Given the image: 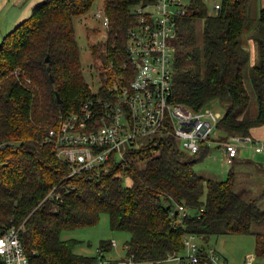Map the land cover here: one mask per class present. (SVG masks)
<instances>
[{
  "label": "trees",
  "instance_id": "16d2710c",
  "mask_svg": "<svg viewBox=\"0 0 264 264\" xmlns=\"http://www.w3.org/2000/svg\"><path fill=\"white\" fill-rule=\"evenodd\" d=\"M141 1L105 0L110 20L106 38L91 45V67L100 69L102 95L113 92L118 75L128 80L134 76L125 47L129 30L137 23L131 7ZM94 3L45 0L0 43V232L13 225L21 228L30 264L102 262L114 244L111 240H101L100 256H92L75 252L78 239L61 237L66 229L97 224L102 213L109 215L113 230L130 233L127 259L116 264H127L130 258L140 264L158 263L169 254L184 252L189 235L197 240L254 234L255 256L264 257V232L252 230L255 222L264 220L259 206L264 193L256 198L237 193L233 169L224 180L197 173L194 166L209 146L200 157L190 156L167 135L128 149L125 159L112 162L108 171L67 178L70 168L57 157L48 134L62 115L79 112L96 94L84 76L74 23ZM250 3L222 0L221 8L213 12L203 0H192L177 25L172 101L194 111L215 100L227 102L217 124L218 142L231 135L264 140L252 133L264 126V0L252 37L259 52V63L250 69L257 102L254 114L245 83L250 54L242 40L249 27ZM198 19L204 24L202 45L196 37ZM123 176L131 178L130 185L124 184ZM54 187L61 198H46ZM180 204L186 216L178 213Z\"/></svg>",
  "mask_w": 264,
  "mask_h": 264
},
{
  "label": "built area",
  "instance_id": "2783aa9c",
  "mask_svg": "<svg viewBox=\"0 0 264 264\" xmlns=\"http://www.w3.org/2000/svg\"><path fill=\"white\" fill-rule=\"evenodd\" d=\"M203 1L213 12L222 5V0ZM187 7L181 0H143L132 5L137 23L129 30L125 51L134 76L128 80L126 75H118L110 95L96 93L79 112L62 115L49 130L48 140L57 157L70 168L67 178L108 171L112 162L123 161L126 151L140 144L141 137L154 141L172 135L192 155L215 140L217 124L224 113L212 107L194 111L172 101L176 45L171 41L177 37L178 21L187 14ZM102 14L107 30L110 20L105 7L95 15ZM153 135L159 136L152 138ZM219 143L226 164H234L240 148L247 145L255 154H264V140L254 141L250 136L231 135ZM46 198L59 199L61 194L54 187ZM177 211L187 215L184 205H178ZM20 229L13 225L0 232V264H30ZM184 243V252L169 254L154 264H226L216 249L199 244L195 235L187 236ZM253 261L250 256L245 264ZM125 263L140 264L133 258Z\"/></svg>",
  "mask_w": 264,
  "mask_h": 264
},
{
  "label": "rangeland",
  "instance_id": "374dc122",
  "mask_svg": "<svg viewBox=\"0 0 264 264\" xmlns=\"http://www.w3.org/2000/svg\"><path fill=\"white\" fill-rule=\"evenodd\" d=\"M45 0H0V43L3 37L11 31L20 22L28 18L34 7L43 3ZM183 6L191 4L192 0H181ZM105 0H95L93 7L85 15L76 17L74 20L76 38L80 48L81 61L84 70V76L94 93H98L102 87L100 77V69L94 66L91 54V45L104 41L107 30L104 28L103 14L96 16L95 14L103 9ZM249 8V27L243 35V46H245L250 54V61L245 69V83L251 94L252 101L250 112H257L256 94L253 89L250 78V69L253 65L259 63L258 46L252 37H255L254 27L256 26L258 13L260 9V0H251ZM196 37L200 45L203 44V20L198 19L195 22ZM176 45V39L171 41ZM177 52V47H176ZM175 52V54H176ZM176 58V56H175ZM228 106L227 102L215 100L210 104V108H214L224 112ZM254 136L264 139V126L254 129ZM159 135H153L152 138ZM217 136V137H216ZM207 143L209 152L203 156L194 166L197 173L216 180H224L227 178L231 169L237 174L235 191L242 194L246 198H256L264 193V165H257V161H264V155L253 156V150L247 145L240 148L239 159L234 166L224 162V153L220 143L217 141L218 135ZM149 137H141L139 143L145 142ZM179 146L183 149L182 142ZM184 150V149H183ZM203 151V150H202ZM201 151V152H202ZM201 152L196 155L200 157ZM192 155V154H188ZM254 161V162H251ZM251 166L257 169L252 172ZM124 184L130 185L131 178L123 176ZM259 206L264 209V194L260 198ZM254 232H264V220L255 222L252 226ZM63 239H78L79 242L75 247V252L80 254L100 256L98 245L101 240H111L114 244L111 250L104 253V260L98 264H116L120 260L127 259L126 242L130 239V233L124 230H113L110 227V219L107 213H102L100 221L87 227H79L75 229H66L62 231ZM255 235L254 234H221L210 235L207 238H197V242L216 249L222 257L228 262L226 264H245L248 256L255 258L254 264L257 262L264 263V257L256 258L255 256Z\"/></svg>",
  "mask_w": 264,
  "mask_h": 264
},
{
  "label": "crops",
  "instance_id": "0c3cea01",
  "mask_svg": "<svg viewBox=\"0 0 264 264\" xmlns=\"http://www.w3.org/2000/svg\"><path fill=\"white\" fill-rule=\"evenodd\" d=\"M239 152H240V151H239ZM253 152H254V151H253ZM260 155H261V154H260ZM253 156H257V154L254 153ZM239 158H240V157H239V155H238L236 161H235L234 164H232V165H235ZM251 162H254V161H251ZM257 165H264V161H262V160H261V161H257ZM251 168L253 169L252 172L255 171V170L257 169L256 166H251ZM224 261H225V263L228 262L227 260H224Z\"/></svg>",
  "mask_w": 264,
  "mask_h": 264
},
{
  "label": "water",
  "instance_id": "95a60500",
  "mask_svg": "<svg viewBox=\"0 0 264 264\" xmlns=\"http://www.w3.org/2000/svg\"><path fill=\"white\" fill-rule=\"evenodd\" d=\"M47 61H49V57H47ZM59 102L61 103L62 102V100L59 98Z\"/></svg>",
  "mask_w": 264,
  "mask_h": 264
}]
</instances>
